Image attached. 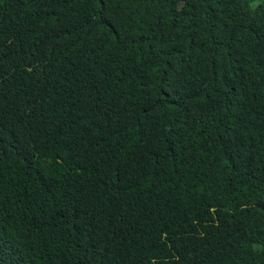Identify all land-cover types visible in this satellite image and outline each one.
<instances>
[{
  "label": "trees",
  "instance_id": "trees-1",
  "mask_svg": "<svg viewBox=\"0 0 264 264\" xmlns=\"http://www.w3.org/2000/svg\"><path fill=\"white\" fill-rule=\"evenodd\" d=\"M0 264H264V1L0 0Z\"/></svg>",
  "mask_w": 264,
  "mask_h": 264
},
{
  "label": "rangeland",
  "instance_id": "rangeland-1",
  "mask_svg": "<svg viewBox=\"0 0 264 264\" xmlns=\"http://www.w3.org/2000/svg\"><path fill=\"white\" fill-rule=\"evenodd\" d=\"M261 1H264V0H250V6L254 7L258 5L259 3H261Z\"/></svg>",
  "mask_w": 264,
  "mask_h": 264
}]
</instances>
